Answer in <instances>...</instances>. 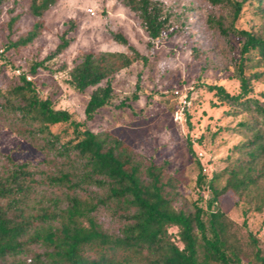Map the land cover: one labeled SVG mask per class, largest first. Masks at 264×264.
<instances>
[{
	"label": "trees",
	"instance_id": "16d2710c",
	"mask_svg": "<svg viewBox=\"0 0 264 264\" xmlns=\"http://www.w3.org/2000/svg\"><path fill=\"white\" fill-rule=\"evenodd\" d=\"M6 1L0 0V6ZM57 1L30 0L35 22L6 50L34 42L43 31V15ZM116 1L136 17L150 40L148 48L155 40L182 31L192 10L187 6L178 10L165 0ZM205 2L212 9L207 23L223 38L233 35L241 42L233 63L239 92L231 95L222 86H204L231 108L229 115H247L238 124L244 140L233 148L236 158L207 179L187 140L198 168V197L189 203L179 191L181 180L166 172V162L157 165L107 130L86 128L114 99V75L135 62L147 63L120 32L110 31L112 40L128 53L88 52L68 73L73 91L91 88L84 122L41 98L24 73L0 86V124L42 156L39 163L17 162L0 151V264H242L241 250L226 239V216L216 206L229 193L236 204L264 213V92L254 96L252 84L264 81V31L236 26L246 3L255 2L256 13L264 20V0ZM19 17L10 18L9 28ZM68 25L45 61L73 42L76 24L70 20ZM42 66L43 61L33 64L29 74L35 75ZM56 126L66 128L53 131ZM67 129L72 137L66 139ZM205 187L210 198L203 207ZM171 228L177 229L181 247ZM249 238L256 261L264 264L256 238L251 234Z\"/></svg>",
	"mask_w": 264,
	"mask_h": 264
},
{
	"label": "rangeland",
	"instance_id": "374dc122",
	"mask_svg": "<svg viewBox=\"0 0 264 264\" xmlns=\"http://www.w3.org/2000/svg\"><path fill=\"white\" fill-rule=\"evenodd\" d=\"M165 1L178 10L181 6L192 10L186 15L182 31L170 38L163 36L155 40L151 48L147 47L150 40L136 17L116 0H58L43 15L41 35L25 47L7 51L8 44L25 34L35 22L29 13L30 0H7L0 6V86L24 73L34 82L41 98H49L55 109L66 110L73 120L84 122L91 88L84 93L73 91L67 84L68 73L88 52L128 53L109 34L120 32L130 46L147 57V63L135 62L114 75L111 80L114 99L85 124L86 128L91 132L107 130L157 165L166 162V172L181 180L179 191L183 200L190 203L198 197L195 182L198 168L188 153L187 140L192 143L195 158L207 179L236 158L233 148L244 140L238 124L247 115H229L231 108L219 103L204 87L222 86L231 95L239 92L233 63L238 58L241 42L233 35L223 38L207 23L212 9L205 0ZM256 5L255 2L244 5L237 28L264 31V20L257 15ZM17 14L18 21L9 28L10 18ZM70 20L76 24L73 42L63 53L45 61ZM42 61L43 66L35 75H30L32 65ZM252 84L254 96L264 92V81ZM183 102H186L184 108ZM64 128L56 126L53 131ZM64 137H72L70 129ZM0 151L17 162L42 160L40 153L1 124ZM202 196L205 207V201L210 198L206 187ZM236 200L228 193L216 206L228 222L226 239L241 250L242 264H259L249 234L256 238L260 257L264 259V213L242 202L236 204ZM203 219L206 221L207 216ZM244 220L246 226H243ZM169 232L181 247L177 229L171 228Z\"/></svg>",
	"mask_w": 264,
	"mask_h": 264
},
{
	"label": "built area",
	"instance_id": "2783aa9c",
	"mask_svg": "<svg viewBox=\"0 0 264 264\" xmlns=\"http://www.w3.org/2000/svg\"><path fill=\"white\" fill-rule=\"evenodd\" d=\"M91 14H94V13L91 11ZM185 105H186V102H183V108H184Z\"/></svg>",
	"mask_w": 264,
	"mask_h": 264
}]
</instances>
